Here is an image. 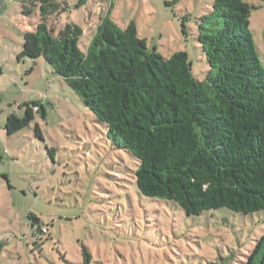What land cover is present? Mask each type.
I'll list each match as a JSON object with an SVG mask.
<instances>
[{
  "label": "rangeland",
  "instance_id": "rangeland-1",
  "mask_svg": "<svg viewBox=\"0 0 264 264\" xmlns=\"http://www.w3.org/2000/svg\"><path fill=\"white\" fill-rule=\"evenodd\" d=\"M56 1L67 7L50 22L55 31L73 22L85 38L101 17L119 26L133 20L161 56L185 51L195 79L209 69L196 17L213 0ZM247 1L255 6L249 28L264 69V0ZM29 3L0 0V264H85L81 244L90 264H242L264 233V212L222 207L186 215L173 201L140 194L135 161L64 78L42 58L16 59L21 31L39 21L38 11L22 13ZM31 102L40 111L7 135V115L22 117Z\"/></svg>",
  "mask_w": 264,
  "mask_h": 264
},
{
  "label": "trees",
  "instance_id": "trees-1",
  "mask_svg": "<svg viewBox=\"0 0 264 264\" xmlns=\"http://www.w3.org/2000/svg\"><path fill=\"white\" fill-rule=\"evenodd\" d=\"M23 1L30 3L22 13L38 11L39 21L21 31L16 59L42 58L64 78L112 144L135 161L140 194L173 201L186 215L222 207L264 212V69L249 28L254 5L213 0L196 17L197 42L209 67L197 80L185 51L161 56L133 20L119 26L101 17L85 44L81 26H51L66 5ZM33 107L37 102L26 104L22 117L7 115V135L28 125L40 111ZM34 130L41 136L37 125ZM81 254L90 264L84 244ZM242 264H264V233Z\"/></svg>",
  "mask_w": 264,
  "mask_h": 264
},
{
  "label": "crops",
  "instance_id": "crops-1",
  "mask_svg": "<svg viewBox=\"0 0 264 264\" xmlns=\"http://www.w3.org/2000/svg\"><path fill=\"white\" fill-rule=\"evenodd\" d=\"M99 22V21H98ZM97 22V23H98ZM97 23H95V25H94V27H92V26H90V35L89 36H86L85 38H83V40H84V43L85 44H87L88 42H89V40H90V38H91V35H92V33L94 32V29H95V26H96V24ZM24 30H27V29H24ZM23 31V30H22ZM83 32H84V30H83Z\"/></svg>",
  "mask_w": 264,
  "mask_h": 264
},
{
  "label": "built area",
  "instance_id": "built-area-1",
  "mask_svg": "<svg viewBox=\"0 0 264 264\" xmlns=\"http://www.w3.org/2000/svg\"><path fill=\"white\" fill-rule=\"evenodd\" d=\"M46 230V227H42L40 230H39V232H44Z\"/></svg>",
  "mask_w": 264,
  "mask_h": 264
},
{
  "label": "water",
  "instance_id": "water-1",
  "mask_svg": "<svg viewBox=\"0 0 264 264\" xmlns=\"http://www.w3.org/2000/svg\"><path fill=\"white\" fill-rule=\"evenodd\" d=\"M34 222H38V221H34Z\"/></svg>",
  "mask_w": 264,
  "mask_h": 264
}]
</instances>
